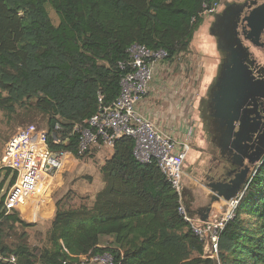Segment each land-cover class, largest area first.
<instances>
[{"label": "trees", "instance_id": "16d2710c", "mask_svg": "<svg viewBox=\"0 0 264 264\" xmlns=\"http://www.w3.org/2000/svg\"><path fill=\"white\" fill-rule=\"evenodd\" d=\"M204 4L0 0V110L10 118L21 111L23 119L34 123L42 117L48 131L59 126L67 136L75 124L116 102L121 80L131 71L133 45L166 51L171 64L189 53L204 24ZM76 144L74 138L68 147L74 154ZM104 148H93L87 157L95 160ZM134 148L130 138L115 142L113 156L97 169L105 187L90 207L67 211L64 201L58 202L41 249L27 243L26 230L34 226L6 210L17 176L1 169L0 264H87L82 257L105 253L114 264H264V159L220 234L219 260L204 259L206 245L179 213L177 192L156 163L142 164L134 157ZM9 232L18 243L8 242Z\"/></svg>", "mask_w": 264, "mask_h": 264}, {"label": "built area", "instance_id": "2783aa9c", "mask_svg": "<svg viewBox=\"0 0 264 264\" xmlns=\"http://www.w3.org/2000/svg\"><path fill=\"white\" fill-rule=\"evenodd\" d=\"M219 8V1L205 0L201 17L212 18ZM129 54L131 71L122 78L121 93L113 105L101 107L89 120L75 124L67 136L60 134L59 126L53 131H45L30 125L20 129L8 141L0 170L11 169L17 178L6 196L5 208L8 213L15 211L23 214L22 209L30 198L35 197L40 185L48 184L49 181L54 183V176L65 171L68 159H86L93 148L106 147L113 150L117 140L130 138L135 143L134 157L142 164L156 163L167 182L177 192L179 213L206 245L202 258L219 260L220 234L233 219L242 193L228 202L230 211L224 225L188 216L183 195L186 190L183 166L189 151V142L179 141L173 135L163 132L138 110L149 94L155 72L166 62L168 53L163 50L154 51L143 45H133ZM74 138L77 143L76 154L68 149ZM52 145L67 147V150H54ZM82 261L87 264H114L113 257L108 253L90 254L82 257Z\"/></svg>", "mask_w": 264, "mask_h": 264}, {"label": "rangeland", "instance_id": "374dc122", "mask_svg": "<svg viewBox=\"0 0 264 264\" xmlns=\"http://www.w3.org/2000/svg\"><path fill=\"white\" fill-rule=\"evenodd\" d=\"M218 1L220 4L219 10H223L222 7L224 4L233 0ZM237 1L242 2L246 0ZM47 11L53 25L58 26L59 19L57 14L50 6L47 7ZM213 19L214 18L209 17L204 20V24L194 37L189 53L180 56L172 64L165 62L159 66L150 85L149 94L146 97L149 99L146 101L147 111L146 114H143L145 117L155 121L157 124V121L161 120L162 122L173 124L178 123L176 126L183 125L185 128L191 127V133L181 132L180 135V137L188 136L190 139L189 151L183 166L185 186L187 189V187L199 185V187H202L203 190H207L209 194H211L212 191L204 185L203 181L205 179V175L210 172L209 154L212 151L216 153V151L213 150L214 148L211 146L209 141L205 139L202 133V128L198 120V107L215 80L218 67L222 61L219 47H217L216 40L214 39L215 36L210 30V25ZM30 125L36 126L39 130L48 131L47 121L42 117H38L37 122L34 123L29 122L26 118L23 119V112L21 111L19 116L10 118L6 113L0 110V164L8 141L20 129ZM105 149L106 148L101 150L98 149L99 152L97 153L98 155L96 154L97 156H95V160H92L91 157H87L81 161H84L85 164L92 160L91 164L96 166L98 169L99 165H102L107 157L111 158L113 156V152ZM253 172L254 171H252L250 177ZM96 175L99 176L98 171ZM71 184L72 185L68 184L66 186L62 184V187H64H61L66 190L67 186H70L69 189L67 188V191H64L65 194L60 200L65 201L63 208L67 211L79 210L83 206L90 207L95 200L96 191L98 194L104 189L100 188V186L97 188L96 185L92 184L89 186L88 184H83L79 178L74 179ZM45 185H47V183L40 185L35 197L30 198L26 203L27 207L25 206L24 209H22L24 213L20 214V218L23 221L34 226L33 228L26 230L28 233L27 243L33 249H41L44 245H46V236H49V231L40 228L39 222L42 223L43 220L37 219L39 221L38 222L34 218L31 219L27 215L26 211H29L28 204H30V200L39 198L42 202L45 200V197L43 196L51 193V188ZM63 193L59 192V195H62ZM71 202H75V204L71 206ZM79 203L80 205L78 206ZM211 203L212 197L202 199L203 206L206 205L208 207ZM213 207H215L217 211L213 213L212 219L222 223L223 225L226 224L228 217L225 216L223 211L226 209L227 203H215ZM56 211H58L57 205ZM22 232L23 231H20L19 235ZM8 234L10 235L8 238V242L10 244L18 243V236H16V234L12 232H9Z\"/></svg>", "mask_w": 264, "mask_h": 264}, {"label": "flooded vegetation", "instance_id": "af4514ba", "mask_svg": "<svg viewBox=\"0 0 264 264\" xmlns=\"http://www.w3.org/2000/svg\"><path fill=\"white\" fill-rule=\"evenodd\" d=\"M262 5L264 0H233L225 3L223 10H218L212 17L210 30L222 61L215 80L198 107L202 133L216 151L209 154L210 172L203 181L210 190L228 180L236 184L246 177L249 179L257 166H251L250 160L256 158V153L264 152V33L256 44L243 35L246 14ZM235 66L233 74L240 80L227 107H240L236 114L221 107L232 91L223 89L221 80L226 71H232ZM218 107L223 110L219 111ZM189 194L185 190L184 198ZM211 197L214 198L213 193Z\"/></svg>", "mask_w": 264, "mask_h": 264}, {"label": "crops", "instance_id": "0c3cea01", "mask_svg": "<svg viewBox=\"0 0 264 264\" xmlns=\"http://www.w3.org/2000/svg\"><path fill=\"white\" fill-rule=\"evenodd\" d=\"M147 100H149V99L146 98L140 104V106L138 108V110L142 114H146V111H147V109H146V105H147L146 101ZM152 122L155 125H157V127L160 130H162L163 132L173 135V137L175 139H177L179 141H185L186 140V141L189 142L190 139H189L188 136L180 137V135H181V132H183V133L184 132L191 133V131H192L191 127L185 128V126H183V125L176 126L178 123L177 124L176 123L173 124V123H168V122H162L161 120L157 121L158 124L155 121H152ZM108 151L113 152L112 149H108ZM91 161H89V163H85L84 164V161H81V160L80 161H72L71 159H68V161H66V169H65V171L64 172H59V173H57L54 176V179H55L54 183H52V181H49V183L47 184V186H49L51 188V193L49 195L46 194V195L43 196V197H45V200L42 201V202H41V200L39 198L30 200V204H28L29 211H27V215L31 219L34 218L35 220H37V219L43 220L44 222L42 221V223L37 220L39 222V224H40L39 225L40 228L45 229L47 231H49L51 229L52 221L55 218V215L57 213V211H56L57 202L60 201L63 198V195L65 194L64 191H67V188L69 189L70 186L69 187L67 186L66 190L62 189V188L64 186L68 185V184L72 185L71 183H73L74 179H78L79 178L83 184L84 183L88 184V186L90 184H92V185H96L97 188L99 186L102 189L105 187V184H104V182L102 180V177L100 175L99 176L96 175L97 167L94 166L93 164H91ZM61 182L64 185L63 187H62ZM186 190L190 194H189V197H186L185 204L186 205L193 204V206L191 208V211L199 210L201 208L207 207L206 205L203 206V204H202V199L203 198H207V197L211 198V194H209L207 190H203V188L199 187V185H193V186L187 187ZM59 192L60 193L64 192V193L62 195H59ZM96 195H97V191H96ZM58 196H59L60 199L58 198ZM39 200H40V202H39ZM215 203H223L224 204V203H227V202H225V201L213 202L212 208H211V212L208 214V217H207L208 221L218 222V221H215V220L212 219L213 213L215 211H217V209H215V207H213ZM70 204L72 206V205L75 204V202L74 203L71 202ZM79 205H80V203L78 204V206ZM229 211H230V205H229V203H227V207L223 211L225 216H227ZM204 216H206V215H203V217Z\"/></svg>", "mask_w": 264, "mask_h": 264}, {"label": "water", "instance_id": "95a60500", "mask_svg": "<svg viewBox=\"0 0 264 264\" xmlns=\"http://www.w3.org/2000/svg\"><path fill=\"white\" fill-rule=\"evenodd\" d=\"M263 33H264V5L250 10L246 14L243 20V35L247 40H250L251 42L256 44L261 39ZM235 69L236 66L234 69L232 68V71H226L224 79L221 80L222 83L221 86H223V89L225 90L229 89L230 91L232 90L231 93L228 94L229 95L227 98L228 100L227 101L225 100L221 105L222 108H227V110L229 109L227 107L228 101L236 92L237 83L238 80H240L239 76H234L233 74V71H235ZM227 85H229V87H226ZM239 105H241V103H239ZM218 109L219 111L223 110L219 107ZM228 111L229 113L234 112L236 114L240 111V107H234L232 109L230 108ZM233 121L234 119H231V122ZM244 132H246V130ZM263 159H264V152L256 153V158H252L249 163L251 166H254L255 164H260ZM248 180L249 179L246 177L245 180L237 182L236 184L234 183L232 184L230 180H228L225 184L219 185L217 188H212L211 191L214 194L212 203L208 207H204L194 211H191L193 204L189 206L186 205L188 216L192 219L199 218L200 220L202 219V221H206L208 214L211 212L213 202L225 201L228 203L233 199L237 198L238 195L242 192L243 188L247 185ZM203 215L206 216L203 217Z\"/></svg>", "mask_w": 264, "mask_h": 264}]
</instances>
